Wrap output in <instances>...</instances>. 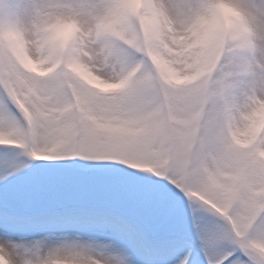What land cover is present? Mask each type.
<instances>
[{
    "label": "snow or ice",
    "instance_id": "6c2138e0",
    "mask_svg": "<svg viewBox=\"0 0 264 264\" xmlns=\"http://www.w3.org/2000/svg\"><path fill=\"white\" fill-rule=\"evenodd\" d=\"M0 264H264V0H0Z\"/></svg>",
    "mask_w": 264,
    "mask_h": 264
}]
</instances>
